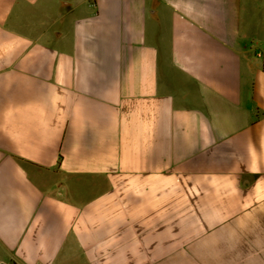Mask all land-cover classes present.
I'll use <instances>...</instances> for the list:
<instances>
[{
	"label": "crops",
	"instance_id": "1",
	"mask_svg": "<svg viewBox=\"0 0 264 264\" xmlns=\"http://www.w3.org/2000/svg\"><path fill=\"white\" fill-rule=\"evenodd\" d=\"M0 264H264V0H0Z\"/></svg>",
	"mask_w": 264,
	"mask_h": 264
}]
</instances>
